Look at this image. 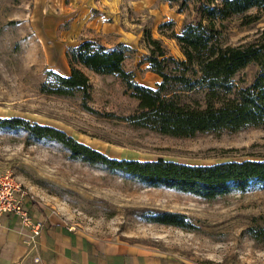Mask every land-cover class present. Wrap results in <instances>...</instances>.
<instances>
[{"label":"rangeland","instance_id":"374dc122","mask_svg":"<svg viewBox=\"0 0 264 264\" xmlns=\"http://www.w3.org/2000/svg\"><path fill=\"white\" fill-rule=\"evenodd\" d=\"M194 0H0V119L20 118L59 130L109 159L166 161L189 165L264 160V130L201 133L175 138L136 127L125 118L136 101L115 76L88 79L89 98L39 92L47 72L66 76V52L83 41L106 49L123 46L122 68L133 81L155 89L160 79L144 58V35L166 55L183 56L173 35L200 19ZM204 23V22H203ZM166 24V25H164ZM216 44L254 42L264 30V8L215 20ZM169 68H173L170 66ZM249 65L233 78L248 85ZM181 103L203 104V92ZM8 170L34 204L75 232L142 248L180 264H264V186L249 183L206 201L163 188L146 187L118 172H106L69 157L58 143L33 141L21 129L0 128V171ZM147 212L184 215L192 230L157 225Z\"/></svg>","mask_w":264,"mask_h":264},{"label":"trees","instance_id":"16d2710c","mask_svg":"<svg viewBox=\"0 0 264 264\" xmlns=\"http://www.w3.org/2000/svg\"><path fill=\"white\" fill-rule=\"evenodd\" d=\"M201 2L200 19L183 25L173 35L182 61L168 57L158 40L144 35L148 54L144 63L160 82L155 89L136 84L122 68L125 49H106L83 41L66 52L69 73L60 76L47 72L39 92L58 97L79 93L89 98L88 79L83 70L95 75L115 76L125 93L136 101L133 114L125 121L161 135L188 138L201 133H235L245 128L264 130V30L248 44L220 47L216 44L215 20L241 15L250 9H263L264 0H194ZM204 22V23H203ZM166 25V24H164ZM249 65L256 71L251 82L237 87L234 76ZM173 66V68H169ZM203 92V104L181 103V96ZM0 128L21 129L33 141L49 140L60 144L73 160L118 172L151 188H163L211 201L231 190L243 192L249 183L264 186V160L189 165L157 158L153 161L109 159L78 143L65 133L20 118L0 119ZM145 220L157 225L192 230L187 218L178 213L147 212Z\"/></svg>","mask_w":264,"mask_h":264},{"label":"crops","instance_id":"0c3cea01","mask_svg":"<svg viewBox=\"0 0 264 264\" xmlns=\"http://www.w3.org/2000/svg\"><path fill=\"white\" fill-rule=\"evenodd\" d=\"M40 232L32 237L13 216L0 218V264H180L148 250L75 232L31 200Z\"/></svg>","mask_w":264,"mask_h":264},{"label":"built area","instance_id":"2783aa9c","mask_svg":"<svg viewBox=\"0 0 264 264\" xmlns=\"http://www.w3.org/2000/svg\"><path fill=\"white\" fill-rule=\"evenodd\" d=\"M31 201L26 190L8 171H0V218L13 216L20 227L28 230L32 237L40 232L38 223L32 221V215L27 207Z\"/></svg>","mask_w":264,"mask_h":264}]
</instances>
